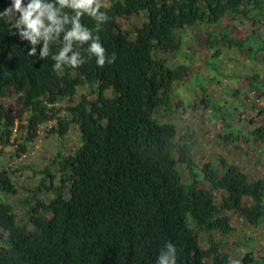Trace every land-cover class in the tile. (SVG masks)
Listing matches in <instances>:
<instances>
[{
	"label": "trees",
	"instance_id": "1",
	"mask_svg": "<svg viewBox=\"0 0 264 264\" xmlns=\"http://www.w3.org/2000/svg\"><path fill=\"white\" fill-rule=\"evenodd\" d=\"M9 4L0 0V11ZM101 11L109 20L98 35L115 62L98 67L81 49L86 62L61 72L53 70L51 57L63 34L41 60L43 41L35 45L36 56H28L32 45L21 39L15 21L0 18V147L16 142L18 155L27 152L43 127L60 144L43 169L33 168L42 176L22 194L0 161V264H156L167 243L177 248V264H229L236 260L227 246L234 217L256 228L264 223V178H253L224 155L198 160L195 131L159 115L188 107L175 87L191 67L170 63L185 50L186 36L210 51L216 47L210 59L222 55L223 44L243 52V41L222 20L246 21L255 11L264 18V0H109ZM128 19L142 24L124 30L120 20ZM81 22L95 28L86 15ZM204 24V39L188 35ZM253 52H264V42ZM260 79L259 73L246 78L247 93L235 89L249 112L258 110L256 119L264 107L248 103V93L256 88L264 97ZM80 89L88 93L75 101ZM201 101L215 110L205 92ZM213 112L215 123L225 119ZM248 123L254 143H264V126L254 128V118ZM234 127L224 121L220 137L239 148L250 138ZM75 128L80 143L66 153L64 138ZM239 262L264 264V254L246 252Z\"/></svg>",
	"mask_w": 264,
	"mask_h": 264
},
{
	"label": "rangeland",
	"instance_id": "2",
	"mask_svg": "<svg viewBox=\"0 0 264 264\" xmlns=\"http://www.w3.org/2000/svg\"><path fill=\"white\" fill-rule=\"evenodd\" d=\"M102 4L108 5L109 0H102ZM256 13V11L255 14L253 12V16L251 15L249 20L246 21L235 20L231 17H226L222 20L221 25L234 28V35H237L238 41H243V46L245 47L243 52L240 51V47L237 44L233 46L223 44L220 46L223 52L222 55L218 58L210 59L211 51L214 52L216 47H213L210 51L202 43L200 44L199 41L186 36L187 41L183 44L185 50L175 53L170 59V63L172 66L179 63L191 67L184 84L175 87V92L179 95L177 100H184V105L188 107L185 113L180 107L173 113L167 115L160 113L159 116L161 121H172L181 130L189 127L195 131L196 138L200 143L198 160H216L220 155H224L230 161H234L241 166L253 178H264V161L262 160L263 155H261V147H264V143H254L249 134L248 123L249 118H254L256 122L254 128L259 125L264 126V116L256 119V112L254 113L252 110L249 112L245 101H242L241 97L238 98L237 94L235 95V89H246V85H248L246 82L248 81H246L244 75L248 76L247 72L249 69L253 70V72H260L261 78L264 80V62L262 61L264 52L255 54L253 52L257 51L260 44L264 42V22L262 21L264 18L255 17ZM120 24L124 30H131L133 25H141L142 20H120ZM206 27V24L200 25L193 31L188 32V35H199L200 39H204ZM252 31L255 33L254 35ZM257 58H259L260 62L257 61ZM240 78L242 80L238 82ZM256 85L259 86L258 83ZM254 89V91L248 93L249 101L258 92L256 88ZM204 92L213 100L212 103L215 106L213 107L215 110L205 109L201 101ZM84 93H88V91L80 89L75 96V101H78ZM234 95L235 97H233ZM68 104V101L61 102L58 107L62 108ZM213 111L216 112L215 114L220 119H225L216 120L215 123L212 119ZM62 113L64 112L62 111ZM241 114L245 115L242 118L245 120L241 123L242 132L248 135L250 139L244 141L242 138L241 140L243 141H240L239 148H237L238 142L234 143V147H231V144L223 142L220 137V135H224L221 125H223L224 121H227V123L235 125V131L239 132L241 126L238 123ZM45 129L46 127H43L38 131V136L29 143L27 152L18 155L14 151L18 147L16 142V146L0 147V161L3 163L4 168L11 172L13 179L19 183L18 187L21 194L22 187L30 185L35 179L42 176L40 173L34 172V169L37 171L43 169L47 163L46 158H51L60 147L56 136H48L45 133ZM17 140L20 143L23 142V139H20L19 136ZM79 140L78 129H71L64 138L65 152L69 153L78 146ZM245 153H249V156H245ZM233 225L236 231L232 236L228 237L229 244L227 246L228 248L230 247V252L234 259L240 261L246 252H252L255 258L263 257L264 223L256 228L249 226L244 220L234 217Z\"/></svg>",
	"mask_w": 264,
	"mask_h": 264
},
{
	"label": "clouds",
	"instance_id": "3",
	"mask_svg": "<svg viewBox=\"0 0 264 264\" xmlns=\"http://www.w3.org/2000/svg\"><path fill=\"white\" fill-rule=\"evenodd\" d=\"M102 0H10V4L0 11V18L15 21L13 27L20 29V37L32 45L27 55L36 56L37 43L43 41L39 59L50 55V43L59 42L63 34L62 47L52 55L55 61L52 68L61 72L65 66L77 68L86 61L81 49L88 59L95 58L98 67L113 64L115 54L110 57L101 43L98 33L109 17L104 11ZM66 9L71 10L69 15ZM88 16L95 21V28L85 26L82 17ZM74 45L76 49L74 50ZM85 45L87 47H85ZM156 264H177V248L172 243L165 244L160 251ZM229 264H240L239 260H230Z\"/></svg>",
	"mask_w": 264,
	"mask_h": 264
},
{
	"label": "built area",
	"instance_id": "4",
	"mask_svg": "<svg viewBox=\"0 0 264 264\" xmlns=\"http://www.w3.org/2000/svg\"><path fill=\"white\" fill-rule=\"evenodd\" d=\"M252 102H254L258 107H264V97H257V94L254 95V97L251 99ZM251 101H248L250 103ZM258 110H253V112H257Z\"/></svg>",
	"mask_w": 264,
	"mask_h": 264
},
{
	"label": "crops",
	"instance_id": "5",
	"mask_svg": "<svg viewBox=\"0 0 264 264\" xmlns=\"http://www.w3.org/2000/svg\"><path fill=\"white\" fill-rule=\"evenodd\" d=\"M263 55H264V53H263ZM251 73H252V74H254V73H259V74H260V72H257V71H256V72H253V70L249 69V71L247 72V75H248V76H246V75H244V76L247 78V77H249V76L252 75ZM241 80H242V79L240 78L238 82H241ZM260 81L264 83V80H263L262 78L260 79ZM244 91H245V93H247L248 90L245 89ZM236 96H237V95H236ZM238 97H239V96H238ZM241 99H242V101H244V98H243V97H241ZM262 160L264 161V155L262 156Z\"/></svg>",
	"mask_w": 264,
	"mask_h": 264
}]
</instances>
